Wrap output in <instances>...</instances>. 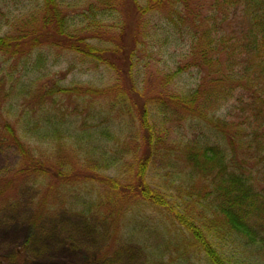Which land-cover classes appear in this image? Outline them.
<instances>
[{
  "label": "trees",
  "instance_id": "16d2710c",
  "mask_svg": "<svg viewBox=\"0 0 264 264\" xmlns=\"http://www.w3.org/2000/svg\"><path fill=\"white\" fill-rule=\"evenodd\" d=\"M29 1L33 10L0 35V149L19 158L0 199L39 191L32 227L54 190L105 219L123 210V227L150 209L178 228L176 245L208 264H227L218 251L226 242L264 260V0H84L76 16L60 0ZM163 27L187 50L150 95L137 81L139 55L165 41ZM47 50L108 83L66 86L47 69ZM185 76L187 88L178 85ZM116 128L129 132L120 148ZM109 249L97 260L115 264Z\"/></svg>",
  "mask_w": 264,
  "mask_h": 264
},
{
  "label": "rangeland",
  "instance_id": "374dc122",
  "mask_svg": "<svg viewBox=\"0 0 264 264\" xmlns=\"http://www.w3.org/2000/svg\"><path fill=\"white\" fill-rule=\"evenodd\" d=\"M60 1L69 8L72 16L82 14L84 0ZM33 8V2L29 0H0V35L7 33L15 23V19L27 15ZM123 16L133 17V9L129 8L126 13L123 11ZM123 16L121 15L122 18ZM128 22L129 20L127 24ZM129 28L132 26L130 25ZM163 32L165 41L156 39L149 46V48L153 46L151 53L139 55L137 81L140 82L141 79L146 81L145 86L151 90L148 92L150 95L156 90L157 79L164 72L172 69L179 54L187 50L183 47V44L187 45V42L181 43L177 34L166 29ZM159 47L165 51H160ZM45 54L48 57L47 69L54 78L64 79L65 76L66 86L87 84L102 87L109 81L105 73L86 69L87 66H82L74 60L69 61V58L57 51L49 53L47 50ZM166 64L169 66L168 69L164 68ZM191 84L190 76H185L178 81V85L183 88ZM225 115L226 108L217 112L218 117ZM121 120L115 122L116 127ZM121 127L125 128L126 125L122 124ZM115 131L117 144L114 147H123L129 132L119 128ZM18 161L15 150L0 149V174H2L0 184L2 186L6 184L5 181L13 177L12 171L15 170ZM169 172L171 178L176 174ZM109 174L115 175L113 172ZM181 177L184 176L181 175ZM148 179L154 182L158 189L175 194V191L169 188L170 184L166 185V178L161 181L160 177L151 175ZM187 191L190 190L187 189ZM91 197L97 198V194L94 193ZM181 197L185 201L188 199L187 195L181 194ZM41 198L42 194L39 191L28 187L21 188L19 191L15 188L0 199L1 207L7 205L0 209V264H103L97 260V257L103 249L108 248L111 251L114 250L112 262L115 264H151V261L157 264L159 260L161 264H208L203 255H195L183 245H176L177 236L180 234L178 228L172 232L169 231L166 228L167 223H165L166 226L163 225L166 222L163 215L150 209L137 215L131 224L123 227L122 222L125 221L123 210L116 212L113 221L105 219L96 210H89L83 206L77 207V205L71 208V201L66 200V194H59L54 190L49 193L47 199L48 211L40 222L32 227L31 217L36 210V203ZM129 218L132 217L129 216ZM114 239L117 241L115 242ZM226 243L219 246L218 251L227 264H264L258 251L246 249L237 243ZM152 251L156 252L153 254L155 258L150 256Z\"/></svg>",
  "mask_w": 264,
  "mask_h": 264
}]
</instances>
